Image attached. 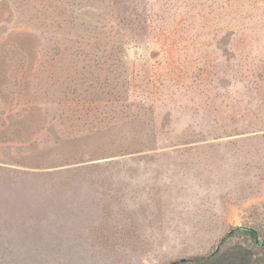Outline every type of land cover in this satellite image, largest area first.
<instances>
[{
	"label": "rangeland",
	"instance_id": "obj_1",
	"mask_svg": "<svg viewBox=\"0 0 264 264\" xmlns=\"http://www.w3.org/2000/svg\"><path fill=\"white\" fill-rule=\"evenodd\" d=\"M238 226L264 234V0H0V264H169Z\"/></svg>",
	"mask_w": 264,
	"mask_h": 264
},
{
	"label": "trees",
	"instance_id": "obj_2",
	"mask_svg": "<svg viewBox=\"0 0 264 264\" xmlns=\"http://www.w3.org/2000/svg\"><path fill=\"white\" fill-rule=\"evenodd\" d=\"M169 264H264V234L255 227L238 226L222 238L218 251Z\"/></svg>",
	"mask_w": 264,
	"mask_h": 264
},
{
	"label": "water",
	"instance_id": "obj_3",
	"mask_svg": "<svg viewBox=\"0 0 264 264\" xmlns=\"http://www.w3.org/2000/svg\"><path fill=\"white\" fill-rule=\"evenodd\" d=\"M218 249H219V247H218ZM185 260H186L185 258L181 259V261H185Z\"/></svg>",
	"mask_w": 264,
	"mask_h": 264
}]
</instances>
